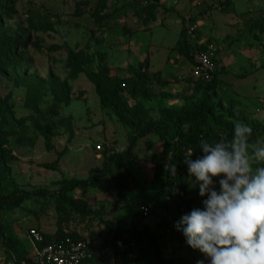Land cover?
I'll list each match as a JSON object with an SVG mask.
<instances>
[{"label":"rangeland","instance_id":"rangeland-1","mask_svg":"<svg viewBox=\"0 0 264 264\" xmlns=\"http://www.w3.org/2000/svg\"><path fill=\"white\" fill-rule=\"evenodd\" d=\"M151 2L6 0L2 6L0 40L20 45L12 47L11 66L0 69V230L20 241L29 259L27 231L35 228L51 236L79 232L113 262L117 230L126 248L136 238L128 261L140 254L144 264H209L201 252L188 254L180 245L178 220L139 219L132 198L151 185L149 159L159 144L136 132L160 117L161 106L179 110L201 100L190 62L172 51L184 27L191 50L216 43L218 61L234 75H220L213 98L239 104L256 137L250 150L264 143V31L254 27L264 18V0H158L154 20L143 12ZM65 48L82 66L75 78ZM126 78L154 82L134 98L123 94L138 124L120 122L100 105L102 81ZM9 115L20 123L11 124ZM4 256L0 252V264H8Z\"/></svg>","mask_w":264,"mask_h":264},{"label":"trees","instance_id":"trees-1","mask_svg":"<svg viewBox=\"0 0 264 264\" xmlns=\"http://www.w3.org/2000/svg\"><path fill=\"white\" fill-rule=\"evenodd\" d=\"M6 0H0V16L2 15V6ZM151 4H147V7L143 10L146 17L150 20H154L155 8L152 3L156 4L158 0H153ZM147 3V2H146ZM220 10V9H219ZM254 27L260 31H264V18L257 21ZM186 29L183 27L180 31L179 38L172 47V51H176L179 55H182L191 65V54L193 50L190 49L189 43L185 39ZM207 43H213L216 46V53L213 57L215 64V71L212 78L208 81L196 79V83L201 89V100L197 104H188L182 106L179 110H172L161 106V114L157 120H150L148 125L138 128L136 134L138 138H143L148 135H152L156 138V143L159 144V148L155 149L152 153L150 160L151 172L149 174L148 187H143L132 198V204L139 214V219L143 220L150 216H156L163 220L169 218L179 220L182 215L190 213L194 208H202L203 198L199 195L198 187L191 186L195 183L193 179L188 177L187 166L183 164V157L188 149L194 151L193 159L202 155L200 152L199 141L203 136L205 139L215 140L219 139L221 135L227 134L231 138L233 127L236 123L246 124V119L241 107L237 102L233 100H226L228 106H224L221 101L214 100L213 90L221 84L220 75H234L226 70L218 61L217 56L219 49L215 42L206 40ZM20 45L17 40L12 42L6 40H0V69H7L11 66V51L12 47ZM67 55L66 65L72 70L71 77L75 78L78 72H82V66L75 62L73 51L69 48H65ZM143 62H140V66H143ZM248 74L242 76H236L237 78H245ZM102 78V77H101ZM95 84L98 86L99 81L97 78H93ZM154 84V82L148 79H130L126 78L118 84H112L105 80L102 81V89H98L100 105L102 108L110 109L119 119L120 122L131 121L134 124L139 123V117L132 113L129 109L126 98L123 94H127L134 98L138 92L145 87ZM27 85H29L27 83ZM30 100L35 101L34 96L30 95ZM11 124H18L20 120H14ZM258 133L262 134V131ZM42 134L45 140V146L47 149L51 147L50 134L48 129H43ZM256 140L253 132L249 137V145ZM177 164V174L170 176L165 170L167 164ZM156 185V186H154ZM5 198L0 196V202ZM69 202V200H66ZM152 201H157V204H153ZM144 206L147 209L146 217L142 216L139 208ZM167 225H160V230L157 235L161 239L166 235ZM39 230V229H37ZM41 231V230H40ZM178 241L180 245L187 246L188 254H194L191 252V248L186 243V238L181 231L177 232ZM43 244H48L52 240L63 239L69 237L72 240H87L79 232H69L60 236H51L42 232ZM89 248L94 257L96 263H106L103 256L97 252L96 247L92 240H87ZM114 260L106 264H144L143 257L137 254L133 261H128V248L129 246L136 245V238L128 241V248L125 246V241L118 236V231L115 230V234L112 238ZM0 246L5 256L10 259L14 257L12 264H34L27 254V250L22 246L21 242L10 232L0 230ZM155 250V249H154ZM196 252H200L196 250ZM153 255V254H151ZM156 264H164L157 262ZM183 264H190L188 260H184Z\"/></svg>","mask_w":264,"mask_h":264},{"label":"clouds","instance_id":"clouds-1","mask_svg":"<svg viewBox=\"0 0 264 264\" xmlns=\"http://www.w3.org/2000/svg\"><path fill=\"white\" fill-rule=\"evenodd\" d=\"M252 128L236 123L227 134L203 136L202 155L183 157L188 177L198 187L202 208H194L176 222L186 243L204 254L209 264H264V143H248ZM170 176L177 164H167ZM204 264V261H198Z\"/></svg>","mask_w":264,"mask_h":264},{"label":"built area","instance_id":"built-area-1","mask_svg":"<svg viewBox=\"0 0 264 264\" xmlns=\"http://www.w3.org/2000/svg\"><path fill=\"white\" fill-rule=\"evenodd\" d=\"M215 53V44L205 41L197 44L191 54V71L195 79L208 81L212 78L215 71L213 60ZM96 150H101V145H97ZM139 210L142 216L146 217L147 209L140 206ZM27 235L32 242L34 254L30 260L34 264H106L94 261L87 240H72L69 237H64L39 247L43 243L42 231L31 228L27 231ZM5 258L6 256L2 259L5 260ZM12 261H14L13 256L9 259L8 264H12Z\"/></svg>","mask_w":264,"mask_h":264}]
</instances>
